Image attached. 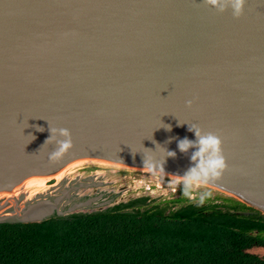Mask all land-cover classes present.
Here are the masks:
<instances>
[{
	"label": "water",
	"instance_id": "1",
	"mask_svg": "<svg viewBox=\"0 0 264 264\" xmlns=\"http://www.w3.org/2000/svg\"><path fill=\"white\" fill-rule=\"evenodd\" d=\"M191 126L229 165L200 188L264 217V0L238 19L205 0H0V222L88 205L81 183L52 188L73 165L150 170L146 156L180 179ZM51 128L74 145L55 162Z\"/></svg>",
	"mask_w": 264,
	"mask_h": 264
},
{
	"label": "trees",
	"instance_id": "2",
	"mask_svg": "<svg viewBox=\"0 0 264 264\" xmlns=\"http://www.w3.org/2000/svg\"><path fill=\"white\" fill-rule=\"evenodd\" d=\"M216 200L201 204L181 191L0 222V264H264V255L251 251L264 247V217Z\"/></svg>",
	"mask_w": 264,
	"mask_h": 264
},
{
	"label": "rangeland",
	"instance_id": "3",
	"mask_svg": "<svg viewBox=\"0 0 264 264\" xmlns=\"http://www.w3.org/2000/svg\"><path fill=\"white\" fill-rule=\"evenodd\" d=\"M174 181L177 180L159 173L154 174L150 170L73 165L59 177L58 184L52 188L57 193L59 189L81 183L82 186L72 191L71 195L74 201L89 200L88 205H81L77 211H91L145 195L151 199L173 198L179 192H183V184H174ZM204 192H210L208 198L212 200H216V195H220L198 187L191 190L190 198L199 199L200 194ZM216 201L222 202L223 199L219 198ZM251 251L264 255L262 246H256Z\"/></svg>",
	"mask_w": 264,
	"mask_h": 264
},
{
	"label": "clouds",
	"instance_id": "4",
	"mask_svg": "<svg viewBox=\"0 0 264 264\" xmlns=\"http://www.w3.org/2000/svg\"><path fill=\"white\" fill-rule=\"evenodd\" d=\"M205 3L208 6L214 7L221 13L231 8L233 16L238 19L244 14L246 0H205ZM192 103L193 102L189 100L187 102L188 107H191ZM164 128L171 131L170 125H166ZM37 130L41 132L44 131V129L39 126H37ZM189 130L195 132L196 140L192 141L185 138L179 141L178 147L181 152H188L190 148L196 149L191 155L193 166H191L183 176L174 175L180 179L173 182L174 184H183L185 196H190L193 188H198L201 185H206L218 180L229 167L223 152L222 139L218 135L212 132L205 133L197 126H191ZM50 131L51 136L45 141V144L54 142L57 145L56 149L49 155L50 161L55 162L62 158L74 145L70 129L51 128ZM175 155L176 152L168 151L169 157H175ZM144 166L149 168L154 174L165 170L163 166L159 165L154 160L150 161L146 156L144 159ZM210 195V192L200 194L199 202L201 204L204 203L205 199Z\"/></svg>",
	"mask_w": 264,
	"mask_h": 264
},
{
	"label": "bare ground",
	"instance_id": "5",
	"mask_svg": "<svg viewBox=\"0 0 264 264\" xmlns=\"http://www.w3.org/2000/svg\"><path fill=\"white\" fill-rule=\"evenodd\" d=\"M72 174V173H71ZM66 177V176H65Z\"/></svg>",
	"mask_w": 264,
	"mask_h": 264
}]
</instances>
